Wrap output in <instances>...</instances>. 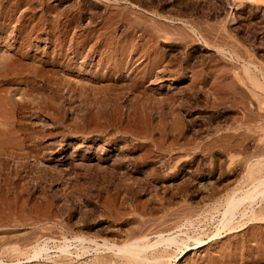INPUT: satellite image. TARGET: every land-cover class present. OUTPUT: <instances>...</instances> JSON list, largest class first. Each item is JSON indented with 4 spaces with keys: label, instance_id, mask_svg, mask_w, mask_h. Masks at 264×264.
<instances>
[{
    "label": "rangeland",
    "instance_id": "obj_1",
    "mask_svg": "<svg viewBox=\"0 0 264 264\" xmlns=\"http://www.w3.org/2000/svg\"><path fill=\"white\" fill-rule=\"evenodd\" d=\"M13 1L14 0H0V6H10L9 13L10 15H12L10 17L12 22H9V26L5 28L4 33L2 34L3 37L1 36L2 38L0 39L1 42L3 41V43L0 42V57H2V55L4 56V58L2 57L0 58V60L4 62L3 67L6 68L14 67L13 69H19L15 67H18L17 65L22 61V63L19 65L21 69L23 67L28 71L29 68H26L28 66H30V68L32 69H30L31 71L29 70L27 73L24 69H22L23 73L21 74V76L24 75L25 79L24 77L20 76V78L18 77L16 79H12L11 81H6V84L5 81H2L0 83L1 88L3 89L2 90L0 88V106L2 104L19 100L18 93H21L23 91V86V88L27 89L26 92L28 96H26V98L34 99L35 97V102L38 103L39 101L40 105H43L45 113L44 110H42L41 113L34 111H31V113L29 112L30 110H26L25 112L21 113L22 117L26 118L28 121H30V123L33 124L34 136L38 137L39 141V143L32 148H24L27 152H25L24 149L20 150V152H25L26 156L28 157V159L26 158V161L23 160L22 164L20 165L21 169L23 168L21 170L22 172L20 171V166L16 164V162L18 163L16 159L8 161L9 164L6 165V168H2V165H0V169L2 170L0 175V191L2 194L0 193V196L3 197H0V222H2L0 223V261L2 262V264H75L73 263L72 257L68 256L69 258H66V256H61V252L57 249L59 246L63 245V240L68 238V240L73 239L75 233L77 235L81 232L80 234H84L87 236L89 234V236L92 238L96 236L97 238H94L97 240L99 238L98 241L100 243L102 242V239L105 238H108V240L110 239V241H114L117 238V241L115 240V242L122 244V242L129 240L131 237H137V235L139 236L140 230H144L143 232L141 231L143 234L152 233L150 234L151 242H154L153 240L156 239L157 236L155 235L163 233L166 236H172V234L178 235V237L185 240L187 237H192V240H188L187 238V244L191 247H196V244L194 245L193 241V239L196 237L207 243L203 247H198L190 250L183 258L177 257L176 259L174 258L177 255L175 254V252L178 253L179 251L175 246L174 248L173 246L170 247L169 250L167 249L168 252L166 251L165 253L167 255H172L171 257L167 256V259L165 258V262L169 260L168 264H192V262H195L196 264H264L263 220L257 221L252 216L250 220V216L249 218H247L248 216H246V218H240L239 214H237L234 223L232 224V228H230L231 226H229L228 228L230 230L222 228L220 234H218L217 237L212 236L217 229L218 220L222 217L220 213L223 212V207L225 208V203L227 202L226 200L228 199L231 192L239 186L248 188L251 186L250 184L252 182L257 180L255 178L260 179L264 177V169H261L264 168V127L263 129L262 127L261 129L256 127L257 125L259 127L263 123L262 121L264 120V114H262V116L254 114L258 113L256 112V104H250L249 100H247L246 102L243 101V104L242 99L235 98L229 95L230 98L225 97L224 99L218 101L217 96H215L210 89L211 83L215 80V76L217 75V73L219 74L218 69L220 68V66H223L224 62H228L226 61V57L222 56L219 51H216L217 48H213V46L219 48V45H215L218 43L220 44V47H222L220 39L223 37L225 39L224 42H227L229 48L230 46L234 47L239 52H242L241 48L242 50H245V48H247L246 50H248V48L250 47L249 52L253 54L256 53L257 55L254 54V56L257 60L259 59L258 62L255 58L252 59V61L255 60L254 63L257 62V64H255L258 67H261V64L262 67H264V6H258V4L255 5L254 3L252 4L246 2L245 0H21L22 2L20 0H15L14 4H12ZM17 3L19 4V6ZM232 3L237 5L239 3L240 6L236 5L238 8H235L236 6H231ZM22 5L23 7H21ZM25 6L30 9H24ZM143 8L145 11L142 10ZM122 10L125 13L121 12ZM228 12H230L229 15H231V17L228 15ZM20 13L22 14L19 17ZM124 15H127V17ZM138 15L139 17H137ZM153 15L158 16H155L157 19ZM129 17H133L132 21H130L131 18ZM163 17L165 20L163 19ZM134 18L143 20L138 19V22ZM226 18H233V20L229 23ZM126 19H128V21ZM144 19L147 21H145ZM166 19L170 20L167 22ZM14 20H16L17 22L15 21V23ZM133 21L140 27L138 28L137 25H133ZM164 21L167 22L165 25ZM172 21L173 23H171ZM115 23L118 27L115 26ZM143 23H146L145 25L148 24L150 26H143ZM12 24L15 25V27H11ZM16 24L18 27L16 26ZM158 24L160 25L158 26ZM185 24L186 26H188V30ZM122 25H124V28ZM25 26H27L31 30H29ZM30 26L32 28H30ZM33 26L35 28H33ZM50 26H52V29L50 28ZM119 26L122 27L120 28ZM152 26L159 27L160 29L162 28L163 30L165 29V32L157 28L156 30ZM20 27L22 29L27 28V30H21ZM146 27L148 29L151 27L149 31H153L155 34L158 32L157 34L160 35L158 36L156 34V40L154 39L155 42H153L154 48L156 42L158 43L155 49L156 53L158 52L157 54L159 55L155 53L156 55L154 61V68H156L157 70L153 69L152 71H150V75L148 77L146 76L149 73V59L145 60L144 57H141L140 50L137 52V55L136 52H133L131 50L136 47H134L136 43L139 44L138 46L144 43L145 36L139 29ZM183 27L186 29H184ZM203 27L205 28L204 30H207L206 32L209 31L210 34L206 33L204 30L202 31ZM18 28L22 33L17 32L19 31ZM42 28H44V30ZM191 28L195 31L191 30ZM7 29L10 32H8ZM39 29H42V31L38 32ZM176 29L178 31H176ZM134 30L136 31V33ZM5 31L7 35H10L9 37H6L7 39L9 38L7 41L5 38ZM25 31L28 32L27 36ZM48 31L50 32L49 34ZM51 31L53 32L51 33ZM77 31L79 34L77 33ZM160 31L167 34V37L165 36V34H160ZM184 31H187L188 33L185 32L184 35ZM220 31L224 35L230 34V37L228 36L229 39H227V37H225ZM23 32L25 35H23ZM182 32L183 34H181ZM190 32H193L195 34L194 37L192 33L191 35L189 34ZM11 33L13 34V36ZM35 33L38 35L33 36L35 35ZM111 33L114 34L112 35ZM137 33L138 35H136ZM139 34L141 36H139ZM198 34L199 36L201 35L202 37H204V41L207 39L214 45L210 44V42L208 41L204 42L202 40H198ZM203 34L207 35L204 36ZM21 35H23L22 38ZM86 35L87 37L85 38H87V40L84 38V36ZM106 35L107 37H105ZM135 35L139 37H137L136 39ZM175 35H177L176 38ZM208 35L209 37H207ZM14 36L16 38H14ZM71 36L73 37V41ZM77 36L81 42L78 41L77 43ZM130 36L133 37L131 38V42L129 41ZM172 36H174L175 39H173ZM195 36L197 37V40H195ZM27 37L30 39H28ZM110 37L113 38L110 40H113L114 42L121 41L122 44L127 45L125 46L126 48L124 47V53H126L127 55L121 53V56L119 55L120 58L117 61L121 66L120 70L117 71V74L124 77L121 76L119 82L117 83H115L116 79H114L116 76L114 74L116 73L112 72L110 78L109 75L108 77H99L96 81V85H99L97 87H100V89L103 88L105 90L107 88L106 86L109 85V81L111 84H113L108 86L109 91L106 90L108 92V95H104L107 100L110 99L109 101L111 103L103 100V94H100V99L102 100V102H98L100 104L93 103L91 104V107L86 109L87 105H85V103L87 104V102H84L82 100L83 96L80 97L77 93L75 95L74 93L70 94L71 92H73L72 88L75 85L73 79H80L79 81L82 82V80H86L84 78L86 75H91V73L88 74L89 72H97L101 69L102 64H104V66H109V63H112V60H109L110 62L108 63L105 60L104 63L99 64V66L95 65L97 64L99 58L101 61L102 58L107 59V48H102L104 46L100 45H103L104 41L101 42L103 39L105 41H109ZM178 37L180 38L178 39ZM216 37L219 40H217ZM82 38L84 39L82 40ZM122 38H127V40L125 39V41L123 39L124 41H122ZM48 39H51L52 41H48ZM88 39L90 40L88 41ZM91 39L96 41L94 42ZM141 39L144 40L142 41ZM231 39L232 41H234L232 42ZM64 40L65 42H62ZM179 40L180 42L182 41V45L180 44ZM212 40L215 41L213 42ZM19 41L20 43H17ZM55 41L56 44H54ZM84 41L85 44L88 43L89 45H85ZM97 41L98 43H96ZM195 41L197 42L194 43ZM70 42L73 43L70 44ZM173 42H175L174 44L178 45H175L174 47ZM203 42H207L209 47H207V43L206 45H204ZM28 43L30 46L28 45ZM74 43L76 46L74 45ZM94 43L97 45H94ZM132 43L134 44L132 45ZM90 44H93L91 48ZM151 44H147V48H149ZM239 44H241L242 47ZM79 45L83 47L81 48ZM158 45L160 46L161 53L159 52ZM93 46L96 47V50L93 53L88 52L92 50ZM97 46L99 47V50ZM224 47L226 48L227 46ZM72 48V51L75 54L73 52L71 53L70 50ZM86 48L88 49V51L86 50ZM175 48H177L179 51H177V49L175 50ZM19 49L22 52H20ZM77 49L80 52H83H81V54L77 53L78 55H76ZM102 50L106 53H104L105 57L103 54H101ZM85 51L88 53H85ZM98 51L100 52V56ZM130 52L131 55H129ZM84 53L92 55L91 57L93 58H91L87 62V59L85 58L86 55ZM6 54L8 55V57L6 56ZM174 54H176L177 56ZM56 55L57 60H59L60 62L55 60ZM82 55L85 59L80 58ZM123 55L125 56V60H123ZM133 55L136 56V59H133L132 61H134V63H131L130 65L128 61L130 59V56L133 57ZM190 55L194 56L191 57ZM218 55H220V57ZM76 56H78L79 58ZM127 56L129 59L127 58ZM137 56H140L141 59L140 57H138V59ZM187 56L188 58L185 59ZM178 57L180 59H177ZM208 57L212 59L209 58L208 61V59H206ZM213 57L215 59V62L213 61ZM223 57L226 59H224ZM160 58L163 60L164 64ZM174 58H176V60ZM219 58L221 59V61ZM66 59L70 60L69 63H67ZM74 59L76 61H74ZM202 59L203 63L201 64L199 62H201ZM47 60L51 61L49 62ZM63 60L66 61L64 62ZM139 60L140 62L137 63V61ZM52 61L55 62L51 64ZM121 61L122 63H120ZM124 61H127L126 63L128 64L125 65ZM187 61L190 64H188ZM62 62L64 63V65H66V67L68 66L67 68L69 70L65 69L64 71V68L66 67H63V69H61ZM70 62H75L76 66L74 63L71 64ZM142 62L145 64H143ZM15 63L16 65L12 66ZM26 63L27 66H25ZM59 63L61 64V66L59 65ZM206 63L209 64L207 65ZM33 64L36 67H44L42 70L43 73L39 74L41 79L39 78V76H36L33 73L34 68H36ZM32 65L34 68L32 67ZM71 65L74 67L72 68ZM189 65L193 69H190ZM236 65L238 68L246 66L242 60L236 62ZM94 66L95 68L98 66L97 69H93L92 67ZM138 66L141 67L139 68ZM142 66L147 70H145ZM131 67L133 69V72L130 73V71H132L130 69ZM181 67L184 71H182ZM137 68L139 69L137 70ZM243 68H241V70L239 69V71H242ZM84 69L86 71V74L85 71H83ZM167 70H171L174 73L171 71L170 73ZM199 70H205V72H199ZM67 71L69 72V74H71L69 75ZM134 71L137 73L135 74ZM178 71L181 74H179ZM213 71L217 73L215 74V72ZM153 72L156 73V75ZM195 72L196 74L198 73V75H193ZM138 73L141 78L140 76H138ZM203 73H205L204 76ZM44 74L47 76L48 74H52V76L54 77L51 78L50 75L47 77ZM74 74L77 77H75ZM81 74H83L84 76ZM208 74H210L211 76ZM41 75L43 77H41ZM128 75H130V77ZM200 76L201 78L204 77L205 79H201ZM60 78L63 80H61ZM105 78L108 79L106 80ZM153 78L154 80H152ZM16 80L18 83L16 82ZM57 80L59 81V83ZM135 80L138 81V84L135 83ZM194 80H196V83L193 82ZM230 80L231 79H229V81ZM19 81L21 83H19ZM23 81L25 84L23 83ZM63 81H66L64 85ZM71 81H73L74 83V85H72L73 87L70 85L72 84ZM197 81L199 83L202 82V88L199 87L201 84H197ZM48 82H50L51 84ZM53 82H55L57 86H59V88H57ZM67 82H69V84ZM3 84L4 86H2ZM17 84L19 86L21 85V89H19L20 87ZM124 84L125 88L127 87L126 89L123 86ZM203 84L205 85L204 88ZM25 85L27 87L29 86V88H27ZM127 85L129 86V88ZM135 85H138L139 87ZM31 86L34 89H32ZM47 86H52L54 91L51 87ZM116 86L117 88H115ZM39 87H41L42 89H40ZM65 87L68 89L71 88V92ZM130 87L131 89L133 88V90L130 91ZM115 89L118 90L116 91ZM123 89L126 91L124 92ZM134 89L136 90V92ZM207 89H210L208 91L210 94L206 93L207 91H204ZM113 90L118 93V95H115V92H113L112 95L111 91ZM199 90L202 92H200ZM28 91L30 92L28 93ZM118 91L124 93L122 94ZM140 92L143 93L142 96ZM31 93H34V96ZM31 95L32 97H30ZM144 95H146L147 97L149 95L148 98L151 97V99L146 98V96ZM152 95L154 97L153 99ZM54 96L55 99L52 98ZM117 96H121V98L117 99ZM91 97V99H94V95H91ZM95 97H99V94ZM6 98L7 100H4ZM111 98L115 102H113ZM45 99H49L51 102ZM105 102L106 105L107 103L112 105L108 104L106 106ZM48 103H51V105L53 106L50 105V107ZM83 104L86 108L83 106ZM112 106L117 107V109L115 107L114 109ZM48 107L50 108V110ZM0 108L3 110L2 106ZM91 108L93 109L91 110ZM105 108H107L106 110L108 111V115ZM240 108H243L244 110ZM251 108L254 109L252 110ZM112 109L113 111H111ZM53 110H56V113L53 112ZM84 110H86L87 112H85ZM89 110L90 113H88ZM46 111H48L49 115H51V118L52 116H55L53 119L57 121H52L49 115H46ZM101 111L104 115H106L105 118L104 115L101 114ZM53 113H55L56 115H53ZM86 113L88 115L90 114V116L88 117H91L92 119L90 118V120H93L95 124L93 121V124L91 123V121L89 122L88 126H91L90 129H93L90 131V133L87 134V136L89 137H86V135H84V137L86 138H83L81 137L82 135H80L79 130L76 128L80 124L77 121L82 118L80 117L81 114L84 115ZM109 113H111V115ZM57 118L60 119L58 120ZM94 118H97L98 122H96L97 120L95 121ZM259 118H261L262 120ZM105 119L107 120V122L109 121L110 124L115 126L112 127V125H110L105 129V131H101V129H103L102 126L106 123ZM32 120L33 122H31ZM259 121H261L260 124L255 123H259ZM73 122H76L78 125L76 123L75 125ZM68 123L72 124H69L70 126H67ZM0 129H2L1 126ZM71 129H73L74 131ZM259 129L263 131L260 132ZM35 133H37L38 136ZM76 133L77 136L74 135ZM39 134L42 135L41 138L39 137ZM91 137H93V139H90ZM258 138H261L263 140V143H261L262 141H260ZM20 141L21 139H15L12 141L10 140V144L7 146L8 150L9 147L10 149H12L11 146L14 149V146H18ZM28 153L29 155H31L32 153V155L29 156L27 155ZM23 162H25V164ZM11 164L13 165L11 166ZM256 164H259V167L261 166V170H257L258 166ZM8 165L9 167L11 166L10 169L13 166H15V168L13 167V170H10ZM16 168L17 170L19 168L21 176L22 173L25 174H23L22 176L23 180L21 179V177L18 178V176H14L16 174V171L14 172ZM3 171H6L5 173H8L9 176H7V174L5 175ZM13 172L15 174H13ZM261 174L263 177H260ZM6 176L8 177L9 181ZM15 178H18V181L15 180ZM4 179H6L8 182H17V186L14 187V189H16V191H19L20 188H23L24 190H21V194L23 191H26L23 192L22 195L19 191V194L21 195V197H19L20 195L18 194V191L15 192L13 187H10V184H8L9 186L5 185L6 181ZM19 182L20 185L22 183L23 187L19 186ZM125 185L128 186L129 189L124 188ZM4 188L7 189L6 192ZM7 192H10V194H8ZM6 193L8 200L4 198L6 197ZM15 199L19 203L14 201ZM262 199L258 198L256 200V203H253L255 206L253 207L255 208L254 210H258V212H261V209H263L262 212L264 213V198ZM8 201L9 204H5L8 203ZM10 202L12 204H15V206L11 205ZM245 206L248 207V204ZM4 207H6V209H2ZM4 210H7V212ZM15 210L18 211V213ZM2 211L5 216L4 214L2 216ZM19 211L21 212V214ZM260 215H262V213ZM7 216H9L10 219ZM12 216H15L17 218L13 217L12 219ZM4 219H6L7 222ZM138 221H140L142 224L140 222L137 223ZM18 222H21L22 225L18 224ZM137 224H141V227ZM134 226H137V229ZM143 226L145 229H142ZM131 227H133L134 229ZM128 230H130V232ZM131 232H134L133 236ZM102 234H105V237L103 236L104 238L102 237ZM48 239L49 242L47 243V245L50 250L48 253L49 256L43 255L39 258H31L30 256H32L35 251L33 249H35L38 245H42L43 243L47 242ZM169 253H173L174 255ZM84 257L86 258V263L88 262L87 264H93V256L91 257L89 255L88 257V255L85 254ZM213 257L217 259L214 260L215 258ZM154 264L160 263L155 262Z\"/></svg>",
    "mask_w": 264,
    "mask_h": 264
},
{
    "label": "bare ground",
    "instance_id": "obj_2",
    "mask_svg": "<svg viewBox=\"0 0 264 264\" xmlns=\"http://www.w3.org/2000/svg\"><path fill=\"white\" fill-rule=\"evenodd\" d=\"M15 1V0H14ZM14 1H13V3L12 4H14ZM18 1V0H17ZM21 1V0H20ZM246 2H249V3H254L255 5H257L258 4V6L259 5H261V6H264V0H245ZM4 2V1H3ZM7 2V1H6ZM22 2V1H21ZM11 3V2H10ZM16 3V2H15ZM4 4V3H3ZM9 4V3H8ZM12 4H11V6H12ZM18 4V3H17ZM30 4V3H29ZM140 4V3H139ZM28 5V4H27ZM143 5V4H142ZM237 4H234V3H232L231 4V6H236ZM238 5H239V3H238ZM237 5V6H238ZM17 6V5H16ZM15 6V7H16ZM18 6H19V4H18ZM29 6V5H28ZM235 7V8H238V7ZM240 6V5H239ZM21 7H23V5L21 6ZM31 7H32V5H31ZM141 7V6H140ZM10 6L9 5H1L0 6V39L3 37L2 36V34L4 33V30H5V28H7L8 26H9V22H12L11 21V16L12 15H10V13H9V11H10ZM27 6H25L24 7V9H26V10H28V9H30V8H28ZM50 8H51V6H50ZM233 8V7H232ZM257 8H259V7H257ZM24 9H23V11H24ZM48 9H49V7H48ZM18 10V9H17ZM21 10V9H20ZM121 10V9H120ZM142 10H144V8L142 9ZM147 10V9H146ZM19 11V10H18ZM145 11V10H144ZM259 11V10H258ZM22 12V11H21ZM121 12H123V10L121 11ZM120 12V13H121ZM9 13V14H8ZM11 13H13V12H11ZM14 13H16V12H14ZM23 13V12H22ZM22 13H20V15H19V17L21 16V14ZM123 13H125V12H123ZM127 13V12H126ZM147 13V12H146ZM25 14V13H24ZM150 14V13H149ZM148 14V15H149ZM230 14V12H228V15ZM26 15H27V13H26ZM119 15V14H118ZM129 15V14H128ZM142 15V14H141ZM158 15V14H157ZM114 16V15H113ZM123 16V15H122ZM124 16H126L127 17V15H124ZM154 16V15H153ZM156 16V15H155ZM154 16V17H155ZM159 16V15H158ZM158 16H156V17H158ZM227 16V15H226ZM230 17H231V15H229ZM14 17V16H13ZM18 17V18H19ZM121 17V16H120ZM137 17H139V15L137 16ZM136 17V18H137ZM141 17V16H140ZM143 17V16H142ZM146 17V16H145ZM155 17V18H156ZM165 17V16H164ZM164 17H163V19H164ZM23 18V17H22ZM25 18H26V16H25ZM129 18H131V17H129ZM133 18V17H132ZM132 18H131V20L130 21H132ZM136 18H134V19H136ZM151 18V17H150ZM162 18V17H161ZM228 18V17H227ZM226 18V19H227ZM113 19H114V17H113ZM115 19H116V17H115ZM118 19H119V17H118ZM117 19V20H118ZM124 19V18H123ZM139 19V18H138ZM138 19H136L137 21H138ZM157 19V18H156ZM160 19V18H159ZM225 19V20H226ZM18 20V19H17ZM22 20V19H21ZM24 20V19H23ZM41 20V19H40ZM121 20V19H120ZM127 21H128V19H126ZM139 20H143V19H139ZM145 20V19H144ZM153 20V19H152ZM165 20V19H164ZM167 20V19H166ZM170 20V19H169ZM169 20H167V22L169 21ZM232 20H233V18H229V19H227V21L230 23V21L232 22ZM235 20V19H234ZM16 20H14V22H15ZM39 21V20H38ZM111 21V20H110ZM119 21V20H118ZM135 21V20H134ZM133 21V22H134ZM145 21H147V20H145ZM156 21H158V20H156ZM155 21V22H156ZM179 21V20H178ZM14 22H13V24H14ZM17 22V21H16ZM15 22V23H16ZM40 22V21H39ZM39 22H37V23H39ZM42 22V21H41ZM121 22V21H120ZM126 22V21H125ZM133 22H131V23H133ZM139 22V21H138ZM144 22V21H143ZM154 22V21H153ZM160 22V21H159ZM165 22V21H164ZM167 22H165L164 23V25L167 23ZM175 22V21H174ZM222 22V21H221ZM227 22V23H228ZM24 23V22H23ZM113 23V22H112ZM116 23H117V21H116ZM115 23V26L117 25ZM135 23V22H134ZM133 23V25H137L136 23L134 24ZM148 23V22H147ZM171 23H173V21L171 22ZM176 23V22H175ZM227 23H226V25H227ZM11 25V27L12 26H14L15 27V25ZM36 24V23H35ZM45 24V23H44ZM47 24V23H46ZM124 24V23H123ZM129 24V23H128ZM144 25L143 26H147V25H145L146 23H143ZM221 24V23H220ZM18 25H19V21H18ZM34 25V24H33ZM49 25H51V24H49ZM54 25V24H53ZM109 25H110V23H109ZM120 25V24H119ZM130 25V24H129ZM152 25V24H151ZM153 25H154V23H153ZM155 25H156V23H155ZM160 24H158V26H159ZM192 25H194V24H192ZM198 25V24H197ZM223 25V24H222ZM16 26H17V24H16ZM21 26V25H20ZM42 26H43V24H42ZM47 26V25H46ZM66 26H68V25H66ZM123 26V28H124V25H122ZM121 26V27H122ZM148 26H150V25H148ZM167 26H168V24H167ZM166 26V27H167ZM172 26V25H171ZM182 26H183V23H182ZM185 26H186V24H185ZM229 26V25H228ZM18 27V26H17ZM25 27H27V26H25ZM52 26H50V28H51ZM110 27H112V26H110ZM116 27H118V26H116ZM120 27V26H119ZM120 27V28H121ZM137 27L139 28L140 26H138L137 25ZM153 27V26H152ZM178 27V26H177ZM187 27V30H188V26H186ZM205 27V26H204ZM203 27V29H202V31L205 29ZM223 27V26H222ZM21 28V27H20ZM28 28V27H27ZM27 28H23V29H26L27 30ZM30 28H32L31 26H30ZM33 28H35L34 26H33ZM36 28H37V26H36ZM41 28V27H40ZM53 28H55V27H53ZM151 28V27H150ZM149 28V29H150ZM153 28H157V29H160L159 27H153ZM169 28H170V26H169ZM184 28V27H183ZM199 28V27H198ZM207 28H209V27H207ZM206 28V29H207ZM17 29V28H16ZM19 29V28H18ZM22 28H21V30H23ZM29 29V28H28ZM43 30H44V28H42ZM42 29L40 30L39 29V31L38 32H40V31H42ZM45 29H47V28H45ZM52 29V28H51ZM125 29H126V23H125ZM128 29V28H127ZM135 29V28H134ZM149 29L146 27V28H140L139 30H141V33L142 34H144V36H145V41H144V43H142V45H140V46H138L139 44H135L134 45V47L136 48H133V49H131L133 52H136V55H137V52L140 50V55H141V57H144V59L146 60H148L149 59V63H148V66H149V68H148V74H147V76L146 77H148L149 75H150V71H152L153 69H156V68H154V61H155V55L158 53H156V45L158 44L157 42H156V45H155V48H154V45H153V42H155V40H156V34L158 33H154L153 31H149ZM156 29V30H157ZM167 29V28H166ZM178 29V28H177ZM176 29V31H178ZM181 29V28H180ZM184 29H186V28H184ZM189 29H190V26H189ZM197 29V28H196ZM221 29V28H220ZM8 30V29H7ZM12 30H13V28H12ZM15 30V29H14ZM21 30L19 29V31H17V32H21ZM29 30H31V29H29ZM38 30V29H37ZM54 30V29H53ZM121 30V29H120ZM123 30V29H122ZM154 30V29H153ZM161 31L163 30L162 28L160 29ZM191 30H193V31H195L194 29H192L191 28ZM191 30H189V31H191ZM200 30V29H199ZM212 30V29H211ZM210 30V31H211ZM222 30V29H221ZM229 30V29H228ZM34 31V30H33ZM46 31V30H45ZM50 31V30H49ZM48 31V34L50 33ZM112 31V30H111ZM116 31V30H115ZM132 31V30H131ZM135 31V30H134ZM159 31V30H158ZM159 32L160 34L162 33V32ZM164 32H165V29L163 30ZM170 31H171V29H170ZM201 31V32H202ZM205 31V30H204ZM207 31V30H206ZM205 31V32H206ZM8 32H10L9 30H8ZM26 32V31H25ZM29 32H31V31H29ZM44 32V31H43ZM47 32V31H46ZM53 31H51V33H52ZM114 32V31H113ZM118 32V31H117ZM120 32V31H119ZM123 32V31H122ZM166 32H167V30H166ZM169 32V31H168ZM185 32H187V31H184V35H185ZM197 32H200V31H197ZM219 32V31H218ZM221 32V31H220ZM226 32V31H225ZM14 33V32H13ZM22 33V32H21ZM27 33L28 32H26V36H27ZM77 33H78V31H77ZM126 33V32H125ZM135 33H136V31H135ZM140 33V34H141ZM171 33V32H170ZM172 33H173V31H172ZM176 33V32H175ZM188 33V32H187ZM191 33L193 34V37H194V33L193 32H190L189 34L191 35ZM206 33H209V31L208 32H206ZM217 33V32H216ZM222 33V32H221ZM12 34V33H11ZM31 34V33H30ZM29 34V35H30ZM66 34V33H65ZM74 34V33H73ZM79 34V33H78ZM89 34V33H88ZM112 34V33H111ZM114 34V33H113ZM112 34V35H113ZM116 34V33H115ZM117 34H119V33H117ZM129 34V33H128ZM131 34V33H130ZM139 34V36H141ZM165 33H162V35H164ZM178 34V33H177ZM181 34H183V32L181 33ZM202 34V33H201ZM205 34V33H204ZM203 34V35H204ZM210 34V33H209ZM218 34V33H217ZM223 34V33H222ZM6 34V31H5V38L6 37H9L10 35H7ZM18 35V34H17ZM20 35V34H19ZM23 35H25L24 34V32H23ZM23 35H21V38H22V36ZM33 35V34H32ZM36 35H38V34H36L35 33V35H33V36H36ZM62 35H64V34H62ZM77 35V34H76ZM108 35V34H107ZM107 35L105 36V37H107ZM122 35V34H121ZM136 35H138V33L136 34ZM135 35V37H136V39H137V37H139V36H136ZM158 35V34H157ZM161 35V36H162ZM170 35V34H169ZM173 35V34H172ZM179 35V34H178ZM207 35V34H206ZM206 35H204V36H206ZM224 35V34H223ZM230 35V34H229ZM229 35H227V34H225L224 36L225 37H227V39H229L228 38V36ZM232 35V34H231ZM2 36V37H1ZM12 36H13V34H12ZM48 36V35H47ZM92 36V35H91ZM91 36H89V37H91ZM109 36H111V35H109ZM119 36V35H118ZM129 36V35H128ZM143 36V37H144ZM158 36H160V35H158ZM157 36V37H158ZM165 36L167 37V34H165ZM176 36L177 35H175V38H176ZM187 36V35H186ZM198 36H199V34H198ZM222 36V35H221ZM30 37H32V36H30ZM38 37V36H37ZM49 37V36H48ZM53 37V36H52ZM55 37H56V34H55ZM64 37V36H63ZM65 37H66V35H65ZM72 37V36H71ZM75 37V36H74ZM81 37V36H80ZM85 37H87V35L86 36H84V38ZM114 37V36H113ZM117 37V36H116ZM124 37H126V36H124ZM164 37V36H163ZM163 37H161V38H163ZM166 37H164V38H166ZM173 37V39H175L174 38V36H172ZM171 37V38H172ZM181 37V36H180ZM180 37H178V39L180 38ZM184 37V36H183ZM188 37V36H187ZM207 37H209V35L207 36ZM230 37V36H229ZM234 37V36H233ZM11 38V37H10ZM14 38H16L15 36H14ZM28 38V37H27ZM32 38H34V37H32ZM58 38V37H57ZM77 38H78V36H77ZM84 38H82V40L84 39ZM121 38V37H120ZM129 38V37H128ZM131 38H133V37H131L130 36V39H129V41L131 42ZM186 38V37H185ZM189 38H190V36H189ZM197 37L195 36V40H197L196 39ZM199 39L198 40H202V41H204L203 39H204V37H202L201 35L198 37ZM220 38V37H219ZM9 39V38H8ZM7 38H6V41L8 40ZM25 39V38H24ZM28 39H30V38H28ZM27 39V40H28ZM36 39V38H35ZM55 39V38H54ZM54 39H53V42H54ZM61 39V38H60ZM62 39H65V38H62ZM81 39V38H80ZM86 40H87V38H85ZM106 39V38H105ZM110 39H113V38H109V41L107 40V41H105L104 39L101 41V42H103V45H100V46H104V47H102V48H107L106 49V51L108 52V54H107V59L105 58V59H103L102 58V61L100 60V58H99V60H98V62H97V64H95V65H98L99 66V64H102V63H104V61L106 60L107 61V63L108 62H110L109 60H112V63L110 64L109 63V66L108 65H105L104 66V64H102V67H101V69L100 70H98L97 72H89L88 74H90L91 73V75H86L84 78L86 79V80H82V82L81 81H79L80 79L79 78H77V79H79V80H74L73 79V81L75 82V85H74V83H73V81H71V83L72 84H70L71 86L72 85H74V89L72 88V91L73 92H71V88H66V89H68L71 93L70 94H72V93H74V95L77 93L80 97H82L83 96V101L84 102H87V104L85 103V105H87V108L84 106V104H83V106L86 108V109H88L89 107H91L92 105L91 104H93V103H98V102H102V100L100 99L101 98V95L103 94V96L102 97H104L103 98V100H105L106 102H109V103H111L109 100L110 99H108L107 100V98L104 96V95H106L108 92L106 91V90H108V86L109 85H113V84H111L110 83V81H109V85L108 84H106V85H108V86H104L106 89L104 90L103 88V90L102 89H100V87H97V86H99V85H96V81L98 80V78L99 77H108V75H109V78H110V75H111V73L113 72V73H116V74H114V75H118L117 74V71H119L120 70V68H121V66L119 65V63L117 62L118 60H119V55L121 54V53H124L125 52V50H124V47L125 46H127V45H124V44H122V42L120 43V42H114L113 40H110ZM124 38H122V41H124L125 39L127 40V38H125L124 40H123ZM155 39V40H154ZM167 39V38H166ZM193 39V38H192ZM206 39V38H205ZM216 39H217V37H216ZM239 39V38H238ZM15 40V39H14ZM21 40V39H20ZM51 40V39H50ZM49 39H48V41H50ZM77 40V39H76ZM90 39H88V41H89ZM91 40H93V39H91ZM120 40V39H119ZM125 40V41H126ZM140 40V39H139ZM142 40V39H141ZM144 40V39H143ZM142 40V41H143ZM168 40H169V37H168ZM167 40V41H168ZM180 40H182V39H180ZM180 40H179V42H180ZM184 40V39H183ZM190 40V39H189ZM217 40H219V39H217ZM221 40V45H222V47H220V44L218 43V44H215V45H219V48L218 47H215V46H213V48H217L216 49V51L218 52H220V54L222 55V56H224V57H226L227 59H229V60H227L226 58H224V59H226V61H228V62H224V65H223V63H222V65L223 66H220V68L218 69L219 70V74L217 73V72H215V71H213V72H215V74L217 73V75L215 76V80L211 83V92L215 95V96H217V98H218V101L219 100H222V99H224L225 97L227 98V97H229V95L230 96H232V97H235V98H239V99H242V103H243V101H247V100H249L250 101V104L252 103V104H256L255 106H256V108H257V111L256 112H258V113H254V114H258V116H262V114H264V67H262V64H261V67H258L256 64H257V62H258V60L255 58V56H254V54H256V53H250L249 51V49H250V47L248 48V50H246L247 48H245V47H243V48H245V50H242V48H241V51L242 52H239L238 50H236L234 47H231L230 46V44H229V46H230V48L228 47V45H227V42H224L225 41V39H224V37L223 38H221L220 39ZM10 41H11V39H10ZM18 41V40H17ZM25 41V40H24ZM33 41V40H32ZM52 41V40H51ZM58 41V40H57ZM72 41H73V37H72ZM78 41H80L79 40V38H78V40H77V43H78ZM87 41V42H88ZM94 42L96 41V40H93ZM133 41V40H132ZM205 41H208L207 39L205 40ZM204 41V42H205ZM213 41V40H212ZM215 41V40H214ZM213 41V42H214ZM231 41H232V39H231ZM234 41V40H233ZM232 41V42H233ZM1 42V41H0ZM12 42H13V39H12ZM27 42V41H26ZM28 42H29V40H28ZM62 42H65V40L64 41H62ZM81 42V41H80ZM79 42V43H80ZM134 42H135V38H134ZM170 42H172V41H170ZM178 42V43H179ZM182 42V41H181ZM181 42H180V44H181ZM187 42V41H186ZM191 42V41H190ZM197 41H195L194 43H196ZM199 42V41H198ZM203 42V43H204ZM208 42H210V44H212L211 43V41H208ZM217 42H219V41H217ZM239 42V41H238ZM1 43H3V41L1 42ZM5 43V42H4ZM8 43H9V41H8ZM17 43H20V41L19 42H17ZM23 43V42H22ZM21 43V44H22ZM30 43V42H29ZM29 43H28V45H29ZM60 43V42H59ZM73 42H70V44H72ZM83 43V42H82ZM90 43V42H89ZM92 43V42H91ZM96 43H98V41L96 42ZM100 43V42H99ZM127 43V42H126ZM125 43V44H126ZM139 43H141V42H139ZM149 43L151 44L150 46H149V48H147V46L149 45ZM161 43V42H160ZM166 43H168V42H166ZM175 42H173V46L175 47V45H178V44H174ZM192 43V42H191ZM207 43V42H206ZM206 43H204V45H206ZM228 43H229V40H228ZM235 43V42H234ZM25 44V43H24ZM51 44V43H50ZM54 44H56V41H55V43ZM84 44H85V41H84ZM88 44V43H87ZM87 44H85V45H87ZM134 43H132V45H133ZM148 44V45H147ZM155 44V43H154ZM185 44V43H184ZM190 44V43H189ZM188 44V45H189ZM238 44V43H237ZM5 45V44H4ZM62 45V44H61ZM74 45H75V43H74ZM78 45V44H77ZM89 45V44H88ZM93 45V44H92ZM91 44H90V48H91V46H92ZM94 45H97V44H95L94 43ZM129 45H130V43H129ZM129 45H128V48H129ZM131 45V46H132ZM172 45V44H171ZM182 45V44H181ZM191 45V44H190ZM212 45H214V44H212ZM231 45H233V44H231ZM236 45V44H235ZM239 45H241V44H239ZM19 46V45H18ZM21 46V45H20ZM23 46V45H22ZM26 46V45H25ZM30 46V45H29ZM28 46V47H29ZM71 46V45H70ZM73 46V45H72ZM76 46V45H75ZM80 46V45H79ZM159 46V45H158ZM192 46V45H191ZM224 46H227L226 48L224 47ZM16 47V46H15ZM24 47V46H23ZM32 47V46H31ZM81 47V46H80ZM83 47V46H82ZM81 47V48H82ZM98 47V46H97ZM133 47V46H132ZM182 47H184V46H182ZM186 47V46H185ZM194 47V46H193ZM197 47V46H196ZM207 47H209V45H208V43H207ZM206 47V48H207ZM211 47V46H210ZM241 47H242V45H241ZM20 48V47H19ZM25 48V47H24ZM77 48H78V46H77ZM96 47L95 46H93V48H92V50H90V51H88V49L86 48V50L88 51V52H90V53H93L96 49H95ZM101 48V49H102ZM126 48V47H125ZM18 49V48H17ZM27 49V48H26ZM63 49V48H62ZM75 49V48H74ZM172 49V48H171ZM177 48H175V50H176ZM182 49V48H181ZM181 49H180V52H181ZM193 49H195V48H193ZM238 49V48H237ZM252 49V48H251ZM24 50V49H23ZM28 50V49H27ZM53 50H54V48H53ZM60 50V49H59ZM73 50V48L70 50L71 51V53L73 52L72 51ZM82 50V49H81ZM85 50V49H84ZM98 50H99V47H98ZM130 50V51H131ZM161 49H160V46H159V52L161 53V51H160ZM174 50V49H173ZM185 50V49H184ZM192 50V49H191ZM198 50V49H197ZM19 51L20 52H22L20 49H19ZM18 51V52H19ZM26 51V50H25ZM55 51H56V49H55ZM66 51V50H65ZM123 51V52H122ZM129 51V50H128ZM163 51V50H162ZM177 51H179L178 49H177ZM17 52V51H16ZM60 52V51H59ZM81 52H83V51H81ZM81 52L77 49L76 50V55H78L77 53H79V54H81ZM88 52H86L85 51V53H88ZM97 52V51H96ZM99 52V51H98ZM164 52V51H163ZM175 52V51H174ZM179 52V53H180ZM253 52V51H252ZM3 53V52H2ZM61 53V52H60ZM60 53H58V54H60ZM71 53H69V54H71ZM74 53V52H73ZM84 53V54H85ZM104 53H105V51H101V54H103L104 55ZM156 53V54H155ZM216 53V52H215ZM21 54V53H20ZM28 54V53H27ZM63 54V53H62ZM61 54V55H62ZM65 54V53H64ZM75 54V53H74ZM106 54V53H105ZM124 54H126V53H124ZM134 54V53H133ZM165 54H167V53H165ZM172 54V53H171ZM196 54H198V53H196ZM217 54V53H216ZM8 55H9V53H8ZM8 55L6 54V56L8 57ZM14 55H16V54H14ZM22 55V54H21ZM66 55V54H65ZM68 55V54H67ZM71 55H73V54H71ZM86 56H85V58L87 59V62L91 59V58H93V57H91L92 55H90V54H85ZM96 55V54H95ZM97 55H98V53H97ZM103 55H101V56H103ZM127 55V54H126ZM129 55H131V52H130V54ZM138 55H139V53H138ZM157 55H159V54H157ZM164 55V54H163ZM174 55H176V54H174ZM257 55V54H256ZM24 56H25V52H24ZM99 56H100V52H99ZM121 56V55H120ZM124 56V55H123ZM122 56V57H123ZM170 56V55H169ZM177 56V55H176ZM191 56V55H190ZM194 56V55H193ZM193 56H191V57H193ZM200 56V55H199ZM199 56H197V57H199ZM219 57H220V55H218ZM2 57L4 58V56L2 55ZM2 57H0V58H2ZM11 57V56H10ZM76 57H78V56H76ZM75 57V58H76ZM104 57H105V55H104ZM136 56H134L133 55V57H131L130 56V59L128 58V56H127V58L129 59V64L131 65V63H134V61H132L133 59L135 60L136 58H135ZM138 57H140V56H137V58ZM141 57H140V59H141ZM160 57H161V55H160ZM196 57V56H195ZM202 57V56H201ZM207 57V56H206ZM211 57V56H210ZM210 57H208V58H206V59H208V61H209V58ZM258 57V56H257ZM14 58H16V57H14ZM13 58V59H14ZM59 58V57H58ZM64 58V57H63ZM71 58V57H70ZM69 58V59H70ZM73 58V57H72ZM79 58V57H78ZM81 59H85V58H83V55L80 57ZM158 58H159V56H158ZM188 58V56L185 58V59H187ZM203 58V57H202ZM222 58V57H221ZM256 59V61L257 62H255L254 63V61L255 60H253L252 61V59ZM12 59V58H11ZM54 59V58H53ZM139 59V58H138ZM157 59V58H156ZM161 59V58H160ZM162 59H163V57H162ZM161 59V61L163 62V60ZM169 59V58H168ZM175 60H176V58H174ZM177 59H180L179 57L177 58ZM182 59V58H181ZM200 59V58H199ZM210 59H212V58H210ZM213 59H214V57H213ZM220 59V58H219ZM4 60V59H3ZM8 60V59H7ZM55 60H57V55H56V59ZM61 60V59H60ZM67 60V59H66ZM65 60V61H66ZM76 60H77V58H76ZM75 59H74V61H76ZM121 60H122V58H121ZM123 60H125V56H124V59ZM127 60V59H126ZM166 60H167V58H166ZM170 60V59H169ZM173 60V59H172ZM205 60V59H204ZM243 61V63H245V67L244 66H242V67H240V68H238L237 67V65H236V62H239V61ZM25 61V60H24ZM47 61H49V60H47ZM51 61V60H50ZM49 61V62H50ZM57 61H59V60H57ZM64 61V60H63ZM64 61V62H65ZM69 61L70 60H67V63H69ZM78 61V60H77ZM84 61V60H83ZM142 61V60H141ZM158 61V60H157ZM184 61V60H183ZM193 61H195V60H193ZM197 61V60H196ZM203 61V59L201 60V62H199V63H203L202 62ZM207 61V62H208ZM214 62H215V59L213 60ZM212 61V62H213ZM219 61V60H218ZM220 61H221V59H220ZM26 62H28V61H26ZM49 62H46V63H49ZM55 62V61H54ZM53 61L51 62V64L52 63H54ZM60 62V61H59ZM125 62V65L126 64H128V63H126L127 61H124ZM124 62H123V64H124ZM138 62H140V60L139 61H137V63ZM145 62V61H144ZM170 62V61H169ZM180 62V61H179ZM210 62H211V60H210ZM217 62V61H216ZM235 62V63H234ZM21 63H22V61H21ZM20 63V64H21ZM57 63V62H56ZM71 63V62H70ZM72 63H74L75 64V66H76V63L75 62H72ZM71 63V64H72ZM80 63H84V62H80ZM106 63V62H105ZM120 63H122V61L120 62ZM143 63V62H142ZM147 63V62H146ZM158 63V62H157ZM182 63V62H181ZM186 63V62H185ZM187 63H188V61H187ZM186 63V64H187ZM198 63V64H199ZM260 63V62H259ZM258 63V64H259ZM18 64V63H17ZM20 64H18L17 66L18 67H15V68H19V69H13L14 67H12V66H15L16 65V63L14 64V65H12L11 67L12 68H10V67H8V68H6V67H3L4 66V62L2 61V60H0V83L2 82V81H5V84H6V81H11L12 79H16V78H20V76H21V74L23 73L22 72V69H24L25 70V68H23L22 67V69L19 67V65ZM44 64V63H43ZM62 64V68L61 69H63V67H66V65H64V63L62 62L61 63ZM61 64L59 63V65L61 66ZM66 64V63H65ZM86 64H88V63H86ZM140 64V63H139ZM143 64H145V63H143ZM163 64H164V62H163ZM173 64V63H172ZM176 64V63H175ZM178 64V63H177ZM188 64H190V63H188ZM194 64V63H193ZM205 64V63H204ZM204 64H203V66H204ZM207 65L209 64V63H206ZM212 64V63H211ZM216 64V63H215ZM214 64V65H215ZM221 64V63H220ZM239 64V63H238ZM9 65V64H8ZM25 65V64H24ZM34 65V64H33ZM33 65H32V67H33ZM57 65V64H56ZM92 65V64H91ZM90 65V66H91ZM141 65V64H140ZM158 65V64H157ZM161 65H162V63H161ZM184 65V64H183ZM242 65V64H241ZM23 66V65H22ZM25 66H27V63H26V65ZM35 66V65H34ZM72 66V65H71ZM87 66V65H86ZM89 66V65H88ZM97 66V67H98ZM166 66H167V64H166ZM172 66V65H171ZM181 66H182V64H181ZM190 66V65H189ZM193 66V65H192ZM210 66V65H209ZM209 66H208V68H209ZM213 66V65H212ZM36 67V66H35ZM68 67V66H67ZM64 68V71H65V69H68V68ZM74 66H72V68H73ZM78 67H79V65H78ZM97 67L95 68V66L94 67H92L93 69L95 68V69H97ZM127 67V66H126ZM139 68L141 67V66H138ZM143 67V66H142ZM156 67V66H155ZM159 67H160V64H159ZM168 67H170V66H168ZM180 67V66H179ZM188 67V66H187ZM207 67V66H206ZM244 67V68H243ZM253 69H252V68ZM26 68H29V70L30 69H32V68H30V66H28V67H26ZM34 68V67H33ZM44 68V67H43ZM43 68H41L40 66L39 67H36V68H34V71H33V73L36 75V76H39V78H40V75L39 74H41V73H43L42 72V70H43ZM69 68H70V65H69ZM76 68V67H75ZM125 68V67H124ZM129 68V67H128ZM139 68H137V70L139 69ZM144 68V67H143ZM158 68V67H157ZM165 68V67H164ZM182 68V67H181ZM241 68H243L242 69V71H239V69L241 70ZM79 69H81V68H79ZM86 69V68H85ZM85 69L83 70V71H85ZM132 71H130V73L131 72H133V69H132V67L130 68ZM145 69V68H144ZM170 69V68H169ZM190 69H193L191 66H190ZM205 69V68H204ZM211 69V68H210ZM213 69H214V67H213ZM237 69H238V71H237ZM28 70V71H29ZM69 70V69H68ZM92 70V69H91ZM102 70H103V72H102ZM123 70V69H122ZM141 70V69H140ZM139 70V71H140ZM145 70H147V69H145ZM157 70V69H156ZM174 70V69H173ZM177 70H178V67H177ZM194 70H195V68H194ZM244 70V71H243ZM27 71V69L25 70V72L27 73L28 72ZM31 71V70H30ZM63 71V70H62ZM79 71V70H78ZM82 71V70H81ZM90 71V70H89ZM99 71H101V72H99ZM105 71V72H104ZM138 71V72H139ZM162 71V70H161ZM164 71V70H163ZM165 71H166V69H165ZM164 71V72H165ZM167 71H169V70H167ZM171 71V70H170ZM169 71V72H170ZM182 71H184L183 70V68H182ZM201 71H203V70H199V72H201ZM212 71V70H211ZM211 71H210V73H211ZM217 71V70H216ZM231 71V72H230ZM61 72V71H60ZM68 72V71H67ZM74 72V71H73ZM80 72V71H79ZM120 72H122V71H120ZM135 72V71H134ZM158 72V71H157ZM163 72V73H164ZM171 72H173V71H171ZM170 72V73H171ZM175 72H176V70H175ZM203 72H205V70L203 71ZM207 72V71H206ZM239 72H244L243 73V75H242V73H239ZM25 73V74H26ZM58 73V72H57ZM137 72H135V74H136ZM154 73V72H153ZM159 73V72H158ZM174 73V72H173ZM178 73L179 74H181L179 71H178ZM63 74V73H62ZM68 74H69V72H68ZM71 74V73H70ZM69 74V75H70ZM76 74V73H75ZM74 74V76L75 77H77L76 75ZM85 74H86V71H85ZM133 74V73H132ZM144 74V73H143ZM151 74H152V72H151ZM155 75H156V73H154ZM153 74V75H154ZM196 74V72L193 74V75H195ZM204 74L205 73H203V76H204ZM45 75V74H44ZM50 74H48V76H49ZM61 75V74H60ZM59 75V76H60ZM64 75H66V74H64ZM81 75H83V74H81ZM142 75V74H141ZM146 75V74H145ZM161 75V74H160ZM196 75H198V73L196 74ZM199 75H201V74H199ZM208 75H210V74H208ZM246 75V76H245ZM31 76V75H30ZM29 76V77H30ZM45 76H47V75H45ZM47 76V77H48ZM84 76V75H83ZM115 76V78L114 79H116V82L115 83H117V82H119V79L121 78V76L120 75H118L117 77ZM129 77H130V75H128ZM132 76V75H131ZM138 76H140L139 75V73H138ZM137 76V77H138ZM162 76V75H161ZM161 76H159V77H161ZM211 76V75H210ZM21 77H24V75L23 76H21ZM35 77V76H34ZM41 77H43L42 75H41ZM50 77L52 78V77H54V76H52V74L50 75ZM49 77V78H50ZM56 77V76H55ZM61 77V76H60ZM68 77V76H67ZM72 77V76H71ZM79 77V76H78ZM122 77H124V76H122ZM143 77V76H142ZM145 77V78H146ZM155 77H157V76H155ZM27 78V77H26ZM32 78H33V75H32ZM36 78V77H35ZM34 78V79H35ZM50 78V79H51ZM73 78V77H72ZM140 78H141V76H140ZM194 78V77H193ZM200 78H201V76H200ZM202 78H204V77H202ZM201 78V79H202ZM206 78H207V76H206ZM210 78H214V77H210ZM22 79V78H21ZM24 79H25V77H24ZM41 79V78H40ZM44 79V78H43ZM61 79V78H60ZM59 79V80H60ZM64 79H65V76H64ZM101 79V78H100ZM106 79V78H105ZM108 79V78H107ZM106 79V80H107ZM113 79V80H114ZM131 79V78H130ZM135 79H136V77H135ZM147 79V78H146ZM159 79V78H158ZM199 79V78H198ZM200 79V80H201ZM205 79V78H204ZM229 79H231L230 81H229ZM45 80V79H44ZM53 80H54V78H53ZM61 80H63V79H61ZM66 80H67V78H66ZM72 80V79H71ZM102 80V79H101ZM111 80V79H110ZM123 80V79H122ZM137 80H138V78H137ZM143 80V79H142ZM142 80H140V81H142ZM145 80V79H144ZM151 80V79H150ZM152 80H154V78L152 79ZM151 80V81H152ZM155 80H157V79H155ZM192 80V79H191ZM197 80V79H196ZM196 80H194L193 82H195L196 83ZM200 80H199V82H200ZM207 80V79H206ZM14 81V80H13ZM58 81V80H57ZM100 81V80H99ZM124 81V80H123ZM132 81H133V79H132ZM136 81V80H135ZM150 81V82H151ZM203 81V80H202ZM16 82H17V80H16ZM21 82H22V80H21ZM20 81H19V83H21ZM38 82V81H37ZM56 82V81H55ZM55 82H53L54 83V85L57 87V88H59V86H57V82L55 83ZM66 81H63V85H64V83H65ZM70 82V81H69ZM69 82H67L68 84H69ZM84 82V83H83ZM104 82V81H103ZM114 82V81H113ZM138 81H136L135 83H137ZM154 82V81H153ZM192 82V81H191ZM198 81H197V84L199 83ZM8 83V82H7ZM12 83V82H11ZM18 83V82H17ZM23 83H24V81H23ZM48 83H50V82H48ZM52 83V84H53ZM58 83H59V81H58ZM60 83H61V81H60ZM108 83V82H107ZM133 83V82H132ZM172 83H174V82H172ZM194 83V84H195ZM202 83V82H201ZM201 83H199V84H201ZM209 83H210V80H209ZM25 84V83H24ZM51 84V83H50ZM77 84H79V85H77ZM138 84V83H137ZM206 84V83H205ZM18 85V84H17ZM29 85V84H28ZM49 85V84H48ZM60 85H62V84H60ZM70 85H69V87H70ZM104 85H105V83H104ZM129 85V84H128ZM127 85V86H128ZM131 85V84H130ZM207 85V84H206ZM210 85V84H209ZM2 86H4V84L2 85ZM19 86V85H18ZM21 86V85H20ZM19 86V87H20ZM26 86V85H25ZM40 86V85H39ZM44 86V85H43ZM68 86V85H67ZM124 86V88H125V84L123 85ZM135 86H138V85H135ZM190 86V85H189ZM193 86V85H192ZM197 86V85H196ZM202 86V84L199 86V87H201ZM204 84H203V88H204ZM208 86V85H207ZM27 87V86H26ZM32 87V86H31ZM47 87H51L52 88V86H47ZM47 87H45V88H47ZM61 87V86H60ZM112 87V86H111ZM120 87H122V86H120ZM133 87V86H132ZM139 87V86H138ZM169 87V86H168ZM199 87H197V88H199ZM0 88H1V84H0ZM27 88H29V86L27 87ZM40 89H42L41 87H39ZM44 88V89H45ZM113 88H114V86H113ZM115 88H117V86L115 87ZM127 88V87H126ZM125 88V89H126ZM128 88H129V86H128ZM135 88V87H134ZM190 88V87H189ZM202 88V87H201ZM209 88V87H208ZM2 89V88H1ZM19 89H21V87L19 88ZM19 89H18V91H19ZM32 89H34L33 87H32ZM36 89H37V87H36ZM49 89V88H48ZM56 89V88H55ZM63 89V88H62ZM136 89V88H135ZM134 89V90H135ZM209 89V90H210ZM3 90V89H2ZM17 90V89H16ZM23 90V91H22ZM22 92L21 93H18V99L19 100H17V99H15V100H17V101H12L11 103H6V104H2L1 106H2V108H3V110L0 108V126L2 127V129H0V165H2V168H6V165L7 164H9L8 163V161H10V160H15L16 159V161H18V163L16 162V164L17 165H21L22 164V161L24 160V161H26V158L28 159V157L26 156V153L25 152H27L25 149L26 148H32L33 146H35V145H37L38 143H39V141H38V137H36V136H34V131H33V124L32 123H30V121H28L26 118H24V117H22L21 115V113H23V112H25L26 110H30L29 112H31V111H34V112H39V113H41V111L42 110H44V107H43V105L41 106L40 105V102L38 101V103L37 102H35V97H34V99H28V98H26V96H28V94H27V92H26V90L27 89H25V88H23V86H22ZM52 90H53V88H52ZM111 90V89H110ZM116 90V89H115ZM118 90V89H117ZM116 90V91H117ZM121 90V89H120ZM131 90H133V88L131 89V87H130V91ZM196 90V89H195ZM198 90V89H197ZM201 90V89H200ZM199 90V91H200ZM208 89L207 90H204L206 93H208V94H210L208 91H209ZM13 91V90H12ZM31 91H33V90H31ZM35 91V90H34ZM54 91V90H53ZM56 91V90H55ZM67 91V90H66ZM109 91V90H108ZM123 91L125 92L126 90H124L123 89ZM140 91V90H139ZM16 92V91H15ZM30 91H28V93H29ZM112 92V95H113V92H115L114 90L113 91H111ZM119 93H122V92H120V91H118ZM123 92V93H124ZM135 92H136V90H135ZM147 92V91H146ZM200 92H202V91H200ZM11 93V92H10ZM9 93V94H10ZM13 93V92H12ZM55 93V92H54ZM93 93V94H92ZM116 93V92H115ZM114 93V94H115ZM122 93V94H123ZM141 93V92H140ZM198 93V92H197ZM211 93V94H212ZM32 94V93H31ZM34 94V93H33ZM32 94V95H33ZM98 94H99V97H95L96 95L98 96ZM101 94V95H100ZM145 94V93H144ZM194 94V93H193ZM203 94H204V92H203ZM12 95V94H11ZM20 95V96H19ZM30 95V94H29ZM32 95L30 96V97H32ZM91 95H94V99H91L92 97H91ZM108 95V94H107ZM115 95H118V93H116ZM143 95V93H141V96ZM196 95V94H195ZM34 96V95H33ZM144 96H146V95H144ZM151 96V95H150ZM213 96V95H212ZM11 97V96H10ZM13 97H14V95H13ZM70 97V96H69ZM91 97V98H90ZM109 97V96H108ZM137 97V96H136ZM148 97H149V95H148ZM147 96H146V98H148ZM208 97H209V95H208ZM8 98V97H7ZM7 98L6 99H4V100H7ZM52 98H54L55 99V96L54 97H52ZM52 98H50V99H52ZM114 98V97H113ZM117 99L118 98H121V96L120 97H116ZM138 98H139V96H138ZM138 98H136V99H138ZM154 97H153V95H152V99H153ZM167 98V97H166ZM169 98V97H168ZM216 98V97H215ZM230 98V97H229ZM10 99V98H9ZM13 99V98H12ZM54 99H52V100H54ZM101 101H100V100ZM112 99V98H111ZM135 99V100H136ZM148 99H151V97L150 98H148ZM45 100H47V99H45ZM49 100V99H48ZM47 100V101H48ZM113 100V99H112ZM111 100V101H112ZM212 100H213V98H212ZM215 100V99H214ZM226 100V99H225ZM232 100H233V98H232ZM231 100V101H232ZM50 101V100H49ZM118 101V100H117ZM162 101V100H161ZM237 101V100H236ZM248 101V102H249ZM51 102V101H50ZM54 102V101H53ZM106 102H105V105H106ZM113 102H115L114 100H113ZM216 102V101H215ZM222 102V101H221ZM225 102V101H224ZM234 102V101H233ZM240 102V101H239ZM2 103V102H1ZM44 103H47V102H44ZM43 103V104H44ZM100 103H98V104H100ZM109 103H107V105L109 104ZM117 103V102H116ZM223 103V102H222ZM49 104V103H48ZM47 104V105H48ZM53 104V103H52ZM95 104V105H96ZM104 104V103H103ZM114 104V103H113ZM214 104V103H213ZM217 104H218V102H217ZM235 104H236V102H235ZM238 104V103H237ZM244 104V103H243ZM247 104H249V103H247ZM51 105V103L49 104V106ZM106 105V106H107ZM109 105H112V104H109ZM216 105V104H215ZM239 105V104H238ZM237 105V106H238ZM0 106V107H1ZM45 106V105H44ZM51 106H53V105H51ZM50 106V107H51ZM116 106V105H115ZM115 106H112L113 108L115 107ZM213 106V105H212ZM244 106V105H243ZM58 107V106H57ZM117 107H118V105H117ZM117 107H115L116 109H117ZM232 107V106H231ZM252 107V106H251ZM49 108V107H48ZM53 108V107H52ZM72 108V107H71ZM114 108V109H115ZM56 109V108H55ZM93 108H91V110H92ZM107 108H105V110H106ZM240 109H243V108H240ZM252 109V108H251ZM254 109V108H253ZM252 109V110H253ZM48 110V109H47ZM49 110H50V108H49ZM57 110V109H56ZM56 110H53V112H55ZM109 110H110V108H109ZM244 110V109H243ZM85 112H87L86 110H84ZM107 111V110H106ZM105 111V112H106ZM111 111H113V109L111 110ZM111 111H109V112H111ZM115 111V110H114ZM246 111H248V110H246ZM33 112V113H34ZM47 113H48V111H46ZM27 113V112H26ZM32 113V112H31ZM30 113V114H31ZM44 113H45V110H44ZM46 113V115L48 116L49 115V113L47 114ZM56 113V112H55ZM55 113H53V115L55 114ZM59 113V112H58ZM88 113H90V110H89V112ZM243 113V112H242ZM245 113V112H244ZM248 113H250V112H248ZM51 114V113H50ZM92 114H93V112H92ZM101 114H103L102 113V111H101ZM106 114V113H105ZM110 115H111V113H109ZM246 114V113H245ZM56 115V114H55ZM58 115V114H57ZM104 115V114H103ZM103 115H101V116H103ZM107 115H108V111H107ZM110 115H109V117H110ZM253 115V114H252ZM24 116V115H23ZM88 116H90V114L88 115L87 113L86 114H84V115H82L81 114V116L80 117H82L80 120H78L77 122H79L80 124L78 125L76 122H73L74 124L76 123L77 125H78V127L76 128V129H78L79 130V133H80V135H82L81 137H83V138H86V137H89V136H87V134L88 133H90V131L93 129V128H91L90 129V127L88 126L89 125V122L91 121L90 120V118L88 117ZM105 116L106 115H104V118H105ZM243 116H245V115H243ZM242 116V117H243ZM249 116V115H248ZM49 117L51 118V115H49ZM55 116H52V121H57V120H54L53 118H54ZM57 117H59V116H57ZM92 117H93V115H92ZM95 117V116H94ZM100 117V116H99ZM257 118V117H256ZM58 120L60 119V118H57ZM92 119V118H91ZM95 119V118H94ZM100 119V118H99ZM110 119V118H109ZM259 119H261V118H259ZM258 119V120H259ZM264 119V118H263ZM50 120V119H49ZM97 120V121H96ZM106 120V119H105ZM107 120H108V118H107ZM107 120H106V123L102 126L103 127V129H101V131H105V129L108 127V126H110V125H112V124H110V122L108 121L107 122ZM111 120V119H110ZM241 120V119H240ZM255 120V119H254ZM258 120H257V122H258ZM262 120V119H261ZM93 121V120H92ZM92 121H91V123H92ZM95 121L96 122H98V119L96 118L95 119ZM112 121V120H111ZM31 122H33V120L31 121ZM94 122V121H93ZM103 122H105V121H103ZM257 122H255L256 124H260V122L261 121H259V123H257ZM263 123H264V120L262 121ZM56 123H58V122H56ZM60 123V122H59ZM63 123V122H62ZM112 123V122H111ZM261 124L259 127H258V125L256 126L257 128H260L261 129V127H262V129H263V127H264V124ZM55 124V123H54ZM61 124V123H60ZM70 123H68L67 124V126L69 125ZM72 124V123H71ZM70 124V125H71ZM75 124V125H76ZM93 124V123H92ZM91 124V125H92ZM94 124H95V122H94ZM114 124V123H113ZM69 125V126H70ZM65 126H66V124H65ZM96 126V125H95ZM115 126V125H114ZM113 125H112V127H114ZM254 126V125H253ZM73 127H75V126H73ZM89 127V128H88ZM36 129V128H35ZM259 129V131L260 132H262L261 130ZM38 130V129H37ZM40 130V129H39ZM71 130H73V129H71ZM42 131V130H41ZM68 131V130H67ZM70 131V130H69ZM74 131V130H73ZM72 131V132H73ZM75 131H77V130H75ZM93 131H95V130H93ZM100 131V132H101ZM40 132V131H39ZM38 132V133H39ZM71 132V131H70ZM264 132V131H263ZM49 133V132H48ZM132 133V132H131ZM37 136H38V134L37 133H35ZM41 134V133H40ZM39 134V135H40ZM45 135H47V134H45ZM75 136H77V133L76 134H74ZM84 135H86V137H84ZM136 135H138V134H136ZM41 136L42 135H40L39 137L41 138ZM262 137H263V135H262ZM261 137V138H262ZM261 138H258L260 141H262L261 143H263V140L261 139ZM264 138V137H263ZM15 139H21V141L19 142V145L18 146H16V148H15V146H14V149H13V147L11 146V148L13 149H10V147H9V150H8V148H7V146L10 144V140L12 141V140H15ZM90 139H93V137H91ZM260 141H259V143H260ZM12 144V143H11ZM14 144V143H13ZM230 146V145H229ZM25 148V149H24ZM25 150V152H20V150ZM33 150V149H32ZM30 151V150H29ZM36 152H37V149H36ZM39 154V153H38ZM27 155H29V153L27 154ZM31 155H32V153H31ZM31 155H29V156H31ZM36 156V155H35ZM33 157V156H32ZM31 157V158H32ZM34 159V158H33ZM30 160V159H29ZM233 160V159H232ZM20 163V164H19ZM24 164H25V162H23ZM27 163V162H26ZM29 163V162H28ZM13 164H11V166H12ZM14 165H15V163H14ZM257 165V164H256ZM259 165V164H258ZM257 165V166H258ZM261 165V164H260ZM10 166V167H11ZM23 166H25V165H23ZM256 166V167H257ZM8 167H9V165H8ZM10 167H9V169H10ZM14 168H15V166H13ZM13 167L10 169V170H13ZM17 167V166H16ZM259 167V166H258ZM257 167V170L259 169V170H261V169H264V168H261V166L258 168ZM250 168V167H249ZM249 168H248V171H249ZM261 168V169H260ZM23 169V168H22ZM21 169V166H20V171L22 170ZM251 169V168H250ZM255 170V169H254ZM258 170V171H259ZM1 169H0V175H1ZM9 171V170H8ZM16 171V174L14 173ZM20 171H19V168H18V170H17V168H16V170H14V172H13V174H15L14 176H18V178H20L21 177V179L23 180V178H22V176H23V174L24 173H22V176H21V173H20ZM28 171V170H27ZM4 173L6 172V171H3ZM22 172V171H21ZM251 172V171H250ZM249 173V172H248ZM258 173V172H257ZM7 174V176H9L8 175V173H5V175ZM263 174H264V170H263ZM2 175H3V173H2ZM4 175V176H5ZM12 175V174H11ZM10 175V176H11ZM25 175V174H24ZM3 176V177H4ZM6 176V177H7ZM264 176V175H263ZM262 176V174H261V176L260 177H263ZM1 177V176H0ZM259 177V178H260ZM5 178V177H4ZM10 178V177H9ZM13 178V177H12ZM11 178V179H12ZM17 178V179H18ZM7 179H8V177H7ZM16 178H15V180H17ZM255 179H257V180H255L254 182H252L249 186L250 187H246V188H243V187H236V189L235 190H233L232 192H231V194L229 195V197H228V199L226 200L227 202L225 203V208L223 207V212L222 213H220V215H222V217L218 220V223H217V229L215 230V233L212 235V236H216L217 237V235L218 234H220V231H221V229L223 228V229H228L229 228V226H231L230 228H232V224L234 223V220H235V217H236V215L237 214H239V216H240V218L241 217H245L246 218V216H248L247 218H249V216H250V218H249V220L251 219V216L254 218V219H256L257 221L258 220H263L264 221V217H263V215H264V213L262 212L263 211V209H261L260 211L261 212H258V210H254L255 208V206H254V204L253 203H256V200L258 199V198H264V177L263 178H260V179H258V178H255ZM6 182H5V185H8V184H10V187L12 186L13 187V189H14V187H16L17 186V182H8L9 181V179H8V181L6 180V179H4ZM14 180V181H15ZM20 180V179H19ZM21 180V181H22ZM24 180H25V177H24ZM254 180V179H253ZM252 180V181H253ZM10 181H12V180H10ZM18 181V180H17ZM2 182H3V180H2ZM8 182V183H7ZM12 183V184H11ZM3 184H4V182H3ZM4 185V186H5ZM137 185H139V184H137ZM3 186V185H2ZM9 186V185H8ZM19 186H21V187H23L22 186V183H21V185H20V182H19ZM18 186V187H19ZM248 186V185H247ZM11 187V188H12ZM26 187V186H25ZM3 188V187H2ZM7 188V187H6ZM124 188H127V189H129L128 188V186H126L125 185V187ZM0 189H1V187H0ZM5 189V188H4ZM4 189H2V190H4ZM13 189H12V192H13ZM23 189V188H22ZM21 188H20V194H21V190H22ZM9 190V189H8ZM24 190V189H23ZM7 191V189H5V192ZM14 191L15 192H17L16 191V189H14ZM19 191H18V194H19ZM26 191V190H25ZM25 191H23V192H25ZM23 192H22V194H23ZM0 193H1V191H0ZM3 193H4V191H3ZM8 193V192H7ZM7 193H6V197H4L5 199H7ZM2 194V193H1ZM8 194H10V192L8 193ZM12 194H15V193H12ZM11 194V195H12ZM19 194V195H20ZM21 194V195H22ZM11 195H10V197H11ZM17 195V194H16ZM15 195V196H16ZM21 195L19 196V197H21ZM4 196V195H3ZM0 197H2V196H0ZM3 198V197H2ZM8 198H9V195H8ZM15 198V197H14ZM21 199V198H20ZM4 200V199H3ZM8 200V199H7ZM18 200V199H17ZM263 200V199H262ZM1 201V200H0ZM14 201H16V199L14 200ZM3 202H6V201H3ZM17 202V201H16ZM15 202V203H16ZM11 203V202H10ZM14 203V202H13ZM17 203H19V202H17ZM1 204H3V203H1ZM5 204H9V201H8V203H5ZM140 204V203H139ZM138 204V205H139ZM142 204V203H141ZM248 204V207H246L245 205H247ZM11 205H14L15 206V204H12L11 203ZM137 206V205H136ZM254 206V207H253ZM7 207V206H6ZM6 207H4V208H2V209H6ZM13 209V208H12ZM14 209H16V208H14ZM20 209V208H19ZM4 211H6L7 212V210H4ZM16 211V210H15ZM14 211V212H15ZM5 212V213H6ZM13 212V211H12ZM17 213H18V211H16ZM20 212V211H19ZM259 213V215H258V213ZM262 213V215H260ZM3 211H2V216H3ZM15 214V213H14ZM20 214H21V212H20ZM0 215H1V213H0ZM10 215H12V214H10ZM16 215V214H15ZM4 216H5V214H4ZM8 218H9V216H7ZM13 217L14 218H17V217H15V216H12V219H13ZM6 218V217H5ZM252 218V219H253ZM260 218V219H259ZM261 218H263V219H261ZM2 219V218H1ZM10 219V218H9ZM12 219H11V221H12ZM20 219V218H19ZM18 219V220H19ZM5 221H6V219H4ZM9 221V220H8ZM16 221V220H15ZM4 222V221H3ZM7 222V221H6ZM23 222V221H22ZM140 221H138L137 223H139ZM239 222V221H238ZM0 223H2V222H0ZM24 223V222H23ZM141 223V222H140ZM11 224V223H10ZM18 224H21L22 225V223L21 222H18ZM142 224V223H141ZM141 224H137V225H140V227H141ZM13 225V224H12ZM1 226V225H0ZM5 226V225H4ZM14 226V225H13ZM135 227V226H134ZM139 227V226H138ZM139 227V228H140ZM131 228H133V227H131ZM136 229H137V226L135 227ZM129 229V228H128ZM134 229V228H133ZM142 229H145L144 228V226H143V228ZM132 230V229H131ZM228 230H230V229H228ZM129 232H130V230H128ZM127 231V232H128ZM133 231V230H132ZM135 231V230H134ZM139 231V230H138ZM138 231H137V233H138ZM142 230H140V235L138 236L137 235V237H131L129 240H127V241H124V242H122V244L121 243H117V242H115V240L117 239H115V238H113V239H115L114 241H110V239L108 240V238L106 239H102V242L100 243L98 240H99V238H98V240L97 239H95V238H97L96 236H94L93 238L92 237H90L89 236V234H88V236L87 235H84V234H77L76 235V233H75V236L73 237V239H70V240H72V241H70V240H68V239H65V240H63L62 242H63V245H61V246H59L57 249L61 252V256H66V258L69 256V257H72V259H73V263H75V264H87L86 263V258L84 257V255L86 254V255H88V257H89V255L92 257L93 256V259H94V262H93V264H154L155 262H157V263H160V264H168V262H169V260L167 261V262H165V260L167 259L166 257L167 256H169V257H171L172 255H167V254H165L166 253V251H167V249L169 250V248L170 247H172L173 246V248H174V246L175 247H177V249H178V253H176L175 252V254H177L174 258L176 259L177 257H180V258H183L190 250H193V249H195V248H198V247H203L204 245H206L207 243H205L203 240H201V239H199L198 237H196V238H194L193 239V241H194V245L196 244V247H191L190 245H188L187 244V238H188V240H192V237H187L186 238V240L185 239H182V238H180V237H178V235H174V234H172V236L171 235H164L163 233H159V234H157V235H155V236H157L156 237V241L155 240H153L154 242H151V238H150V234H152V233H142L141 232ZM146 231V230H145ZM149 231V230H148ZM102 232H104V231H102ZM126 232V233H127ZM128 232V233H129ZM152 232V231H151ZM169 232V231H168ZM167 232V233H168ZM83 233V232H82ZM106 233V232H105ZM134 233V232H133ZM132 232H131V234H132V236L134 235ZM136 233V232H135ZM156 233V232H155ZM165 233V232H164ZM170 233H173V232H170ZM97 234H99V233H97ZM109 234V233H108ZM130 234V235H131ZM176 234H178V233H176ZM96 235V234H95ZM105 235V234H104ZM103 234H102V237L104 236ZM136 235V234H135ZM100 236V235H99ZM105 237V236H104ZM103 237V238H104ZM127 237V236H126ZM129 237V236H128ZM213 238V237H212ZM113 239H111V240H113ZM153 239V238H152ZM125 240V239H124ZM43 241H45V240H43ZM42 241V242H43ZM47 241V240H46ZM117 241V240H116ZM119 241V240H118ZM49 242V239H48V241L47 242H45V243H43L42 245L40 244V245H38L35 249H33V250H35L34 251V253H33V255L32 256H30L31 258H39V257H42L43 255L45 256V255H47V256H49L48 255V253H49V247H48V245H47V243ZM38 244V243H37ZM59 245V244H58ZM162 249H161V248ZM171 250V249H170ZM173 251H175V250H173ZM177 251V250H176ZM59 252V253H60ZM168 252V251H167ZM169 254H173V253H169ZM174 255V254H173ZM68 257V258H69ZM211 257V256H210ZM49 258V257H48ZM166 258V259H165ZM213 258H215V257H213ZM174 259V260H175ZM211 259V258H210ZM217 258H215L214 260H216ZM219 259V258H218ZM75 260V261H74ZM163 260H164V262H163ZM213 260V259H212ZM173 261V260H172ZM1 262V261H0ZM193 263H195V262H192V264ZM198 263V262H197ZM200 263V262H199ZM0 264H2V262L0 263ZM91 264V263H90ZM170 264V263H169ZM196 264V263H195Z\"/></svg>",
    "mask_w": 264,
    "mask_h": 264
}]
</instances>
